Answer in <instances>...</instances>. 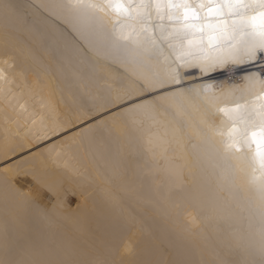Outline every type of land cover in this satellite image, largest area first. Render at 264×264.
I'll return each instance as SVG.
<instances>
[{
  "label": "snow or ice",
  "instance_id": "1",
  "mask_svg": "<svg viewBox=\"0 0 264 264\" xmlns=\"http://www.w3.org/2000/svg\"><path fill=\"white\" fill-rule=\"evenodd\" d=\"M97 177L158 197L172 251L65 232ZM0 264H264V0H0Z\"/></svg>",
  "mask_w": 264,
  "mask_h": 264
},
{
  "label": "bare ground",
  "instance_id": "2",
  "mask_svg": "<svg viewBox=\"0 0 264 264\" xmlns=\"http://www.w3.org/2000/svg\"><path fill=\"white\" fill-rule=\"evenodd\" d=\"M33 2H40V0H33ZM38 27L41 31L46 32L49 25L41 20ZM66 38L71 41V36L66 35ZM24 39L27 43V38ZM33 47H39V45L34 44ZM253 70H256L255 66ZM229 72L228 74L209 75L203 78L195 74L192 79L198 83L212 81L217 86L224 87L240 85L242 77L245 75L244 70L236 73ZM194 171V176L187 177L190 189L199 187L204 180L198 170ZM24 183L27 187L28 180L25 179ZM205 183L206 187L203 191L206 207L201 228L204 234L208 236V242L211 244L218 228L226 227L216 218L217 214L213 213L211 203L217 197H227V193L217 190L211 170H209ZM106 189H111L115 193V203L113 199L108 197ZM34 194L38 195L41 200L46 198L45 193ZM149 198L153 201L152 203L147 202ZM69 199L71 208L74 209L76 203L79 202L85 204L87 210L79 223L65 225L64 230L70 236L86 239L97 246H103L110 242L113 234H120L130 238L141 253L153 247L161 250L167 248L171 252L172 244L178 240L172 221L164 215L165 206L163 202L148 192L141 193L135 185L126 187L119 179L108 184L97 177L95 183L87 188L86 199L79 195L70 196ZM218 211L219 215H226L230 209L221 203ZM162 258L168 259L170 257L165 255Z\"/></svg>",
  "mask_w": 264,
  "mask_h": 264
},
{
  "label": "rangeland",
  "instance_id": "3",
  "mask_svg": "<svg viewBox=\"0 0 264 264\" xmlns=\"http://www.w3.org/2000/svg\"><path fill=\"white\" fill-rule=\"evenodd\" d=\"M75 201V200H74Z\"/></svg>",
  "mask_w": 264,
  "mask_h": 264
}]
</instances>
